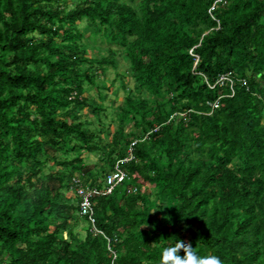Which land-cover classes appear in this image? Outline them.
I'll use <instances>...</instances> for the list:
<instances>
[{"label": "trees", "instance_id": "obj_1", "mask_svg": "<svg viewBox=\"0 0 264 264\" xmlns=\"http://www.w3.org/2000/svg\"><path fill=\"white\" fill-rule=\"evenodd\" d=\"M117 164L96 233L73 178ZM176 239L264 264V0H0V264H161Z\"/></svg>", "mask_w": 264, "mask_h": 264}, {"label": "built area", "instance_id": "obj_2", "mask_svg": "<svg viewBox=\"0 0 264 264\" xmlns=\"http://www.w3.org/2000/svg\"><path fill=\"white\" fill-rule=\"evenodd\" d=\"M197 60H198V57H197ZM227 81L233 84L231 73L221 75L217 83L223 84L224 82H227ZM131 158H132V155L126 158L125 160H129ZM128 176H129V173L121 169V167L117 164L115 169L111 171L106 177L104 186L101 189L96 186H91L90 184L83 183L81 179L77 176L73 178L72 190L80 198V201H79L80 215L86 216L90 220L96 233L103 234V232L97 229L95 226V217H94V208L92 205V198L100 194H109L110 192L113 191V189L117 185H119ZM112 253H113V259H115L117 257V254L115 251H112Z\"/></svg>", "mask_w": 264, "mask_h": 264}, {"label": "rangeland", "instance_id": "obj_3", "mask_svg": "<svg viewBox=\"0 0 264 264\" xmlns=\"http://www.w3.org/2000/svg\"><path fill=\"white\" fill-rule=\"evenodd\" d=\"M95 31V27H86L83 28L81 30V32L84 34L85 38L87 40L91 39V34ZM98 43H100V40H97ZM118 41H116L115 43H117ZM98 50H95L94 53H97ZM115 66L118 67L120 72H123L127 69V61H122L121 63L118 61L115 63ZM115 77V70L111 69L110 72L107 74L106 79L107 81L111 82L113 80V78ZM133 80H131V78H127L126 82H129V86L132 87L133 86ZM122 82L119 81L116 85V88L111 91V92H104L102 94H100L99 90L97 89V87H94L91 91H90V95L95 98L96 102L98 104L101 103H106L107 105H119L123 102L124 98L128 95V90H124L122 88ZM98 86V85H97ZM80 110L83 111L82 115L83 117H87V118H92L93 117V113L91 112L90 109H83V107L80 108ZM108 137L110 139V135L108 133ZM92 159H96V157L94 155H91ZM85 225V223H83ZM79 231H81L83 233V227L81 226V223L78 224V228Z\"/></svg>", "mask_w": 264, "mask_h": 264}, {"label": "clouds", "instance_id": "obj_4", "mask_svg": "<svg viewBox=\"0 0 264 264\" xmlns=\"http://www.w3.org/2000/svg\"><path fill=\"white\" fill-rule=\"evenodd\" d=\"M181 249L183 255H181ZM161 264H223L222 259L214 254L201 255L194 250L190 243L176 239L163 247Z\"/></svg>", "mask_w": 264, "mask_h": 264}]
</instances>
